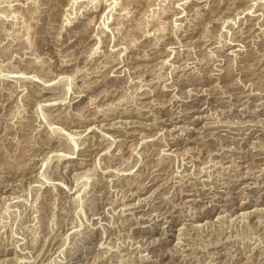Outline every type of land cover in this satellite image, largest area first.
I'll return each mask as SVG.
<instances>
[{
	"label": "rangeland",
	"instance_id": "1",
	"mask_svg": "<svg viewBox=\"0 0 264 264\" xmlns=\"http://www.w3.org/2000/svg\"><path fill=\"white\" fill-rule=\"evenodd\" d=\"M0 264H264V0H0Z\"/></svg>",
	"mask_w": 264,
	"mask_h": 264
},
{
	"label": "bare ground",
	"instance_id": "2",
	"mask_svg": "<svg viewBox=\"0 0 264 264\" xmlns=\"http://www.w3.org/2000/svg\"><path fill=\"white\" fill-rule=\"evenodd\" d=\"M62 103V102H61ZM91 129V128H90ZM88 130H89V128H88ZM92 132V131H91ZM216 263V262H215Z\"/></svg>",
	"mask_w": 264,
	"mask_h": 264
}]
</instances>
